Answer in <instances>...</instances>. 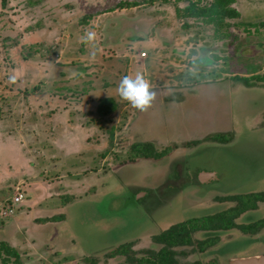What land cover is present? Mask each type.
Instances as JSON below:
<instances>
[{"label": "rangeland", "instance_id": "374dc122", "mask_svg": "<svg viewBox=\"0 0 264 264\" xmlns=\"http://www.w3.org/2000/svg\"><path fill=\"white\" fill-rule=\"evenodd\" d=\"M137 74L155 93L144 111L118 93L121 79ZM226 91L242 113L238 125L222 121L238 136L234 146L219 145L207 124ZM205 118L207 131L194 126ZM245 153L264 163V0H0V242L17 250L18 264H146L156 223L178 232L203 220L188 219L181 199L161 208L166 196L142 197L144 182L161 183L175 166L216 172L235 206L222 213L226 222L249 204L244 191L264 188L258 162L236 156ZM260 218L263 204L241 213L236 222L254 230L251 239L229 221L214 248L231 252L250 240L247 251L260 250Z\"/></svg>", "mask_w": 264, "mask_h": 264}, {"label": "flooded vegetation", "instance_id": "af4514ba", "mask_svg": "<svg viewBox=\"0 0 264 264\" xmlns=\"http://www.w3.org/2000/svg\"><path fill=\"white\" fill-rule=\"evenodd\" d=\"M238 109L240 111V108ZM248 110L249 108L247 109V111ZM234 115H236V119H237V116H239L235 112H234ZM206 121H207L206 118L205 120L202 121V123L205 125L201 126L196 123L194 124V126H197L199 130H201L200 129L201 127L205 128L206 125L209 124L208 126L213 128L212 131L217 130L215 132L214 131L211 132L213 134H211L210 137L214 135H219L218 138L220 139L216 140L219 143V145L220 143L230 144L227 146H231V145L234 146L236 144L238 136L234 138H230L228 133L231 132V130L224 129L225 127L223 125V122L218 116L215 117L213 115L212 118L209 117L208 118L209 123L207 124H206ZM207 128L208 127H206V131H207ZM191 141H194L195 143L199 142L198 140H191ZM216 141L211 139V143L216 142ZM235 153H237V151ZM245 154L244 156L241 154H237L236 156L239 158L240 161H243L242 165H247L245 163H248L250 165V163L253 160H255V162L257 161L258 162V164H256L257 166H254L253 168L255 171L257 168H259L258 169L259 172H257V174L260 175L259 176L260 178H256V180H259V179L264 180V175H261L264 172V168H263L264 163L261 160L263 156H260V154H258L259 156H257V154H254V155L248 154V153H245ZM199 174L196 173V175L193 176L192 172L191 173L182 172L181 170H179V168L175 166L173 168H168L165 171V173L161 175V177H159L161 179L160 181L161 183L157 184L153 182L149 184L148 181L144 182L143 191L140 190L142 197L149 196L147 195L149 193H152V195L155 194V196L157 195V197L166 196L168 200L167 202L162 203L161 204L162 206L160 205L161 208L163 207L168 208L169 206L167 205L171 204L172 201L175 202L177 199L179 200L181 199V201H186L188 202L187 204H189V207L187 209L189 212L188 219L195 215L193 219H196L195 220V222H197L196 225L198 224L199 220H203V222H200L197 226H195V228H193V230H192V227H187L189 229L186 228L184 231H182L183 229L182 228L178 232H175L173 230L174 228H172L173 227L172 226L173 224H171L172 222H167L165 224H162L161 226H159L158 223H156L155 226L159 227L161 231L158 232L157 235L153 234L149 236V239L152 238L151 239L152 242H150L145 252L146 254H144L146 258V262H147L146 264L161 263L162 261L164 262V260L170 261L173 264H183V262H180L178 259V256L181 257L182 255L186 256L188 260L187 262H189V264H229V261L231 259L247 258V257H252V256H257V255H264V242L260 240L259 241L257 240L258 246L260 249L257 251H250V250L247 251L248 249L253 248L252 245H250L252 244L250 240L248 241V243L244 245L243 248L241 247L242 250L241 248H232L231 252L230 250L229 251L225 250V253H223L224 251L219 252V250L224 249L226 247L225 245H221L219 247L214 248L221 234L230 230L229 227L227 226L229 220L226 219V222H224L223 219L220 220V217L222 216V213H224L226 209L227 210L234 209L235 206L234 205L229 206L226 204V202H230V201L229 199H226L225 196H223V194H226L230 191H227V189H225V191L220 190V188H222L221 187L222 184L220 183L221 179L219 178V176H217L216 172L211 173V177L207 180V182H202L199 179ZM183 175H184V178H182ZM194 179L196 180V183L194 182L189 183L190 180L192 181ZM198 181L200 182L199 185H206L207 188L199 189ZM257 187L258 189H256V191H251V192L244 191L245 198L249 199V204L247 205L245 204L242 210L237 209L236 211H233V212H236L237 214L234 218H232L234 225H237L235 227H239L240 229H242L243 231L242 233L244 234V239L246 240L251 239L246 236L253 234L254 230H249L245 228L244 226L246 224L244 225L238 224L236 222V219L240 216L241 213L249 212L251 214L254 208H256L259 204L264 205V188L262 187L260 188V186H257ZM248 193L250 194L254 193V196L251 197L250 194ZM255 196H258V197H255ZM189 199L190 201H188ZM181 208L182 206L180 204L179 212ZM181 213L183 214V211H181ZM178 222L181 224L182 223L185 224L186 220L181 219V220H178ZM254 224L257 225L256 230H259L260 228L262 229L264 227V219L260 218L256 220ZM163 231H167L169 233V236H167L166 239H163V234H164ZM158 236H160L163 240H167V241L159 242ZM170 241H173V242H170ZM203 242H205V246L203 247L197 246V244L203 243ZM153 245H155L156 248ZM239 249L241 250L242 253H244V255L243 254H240L241 256L239 255V251H240ZM207 253H212V254L216 253V255L214 256V258H211L212 260H209L208 255H206ZM218 257H222V259L219 260ZM213 259L214 261L216 260L217 262L213 263Z\"/></svg>", "mask_w": 264, "mask_h": 264}, {"label": "clouds", "instance_id": "9594fccd", "mask_svg": "<svg viewBox=\"0 0 264 264\" xmlns=\"http://www.w3.org/2000/svg\"><path fill=\"white\" fill-rule=\"evenodd\" d=\"M89 39L91 34H89ZM118 93L123 100L128 101L134 108L144 111L151 105L155 97L149 84L137 74L135 78L124 76L118 86Z\"/></svg>", "mask_w": 264, "mask_h": 264}, {"label": "crops", "instance_id": "0c3cea01", "mask_svg": "<svg viewBox=\"0 0 264 264\" xmlns=\"http://www.w3.org/2000/svg\"><path fill=\"white\" fill-rule=\"evenodd\" d=\"M214 92V91H213ZM215 92H218V91H215ZM232 93H230V91H226V92H220V93H218L216 96H219L218 98H219V100L221 101V102H224V100H225V97L224 96H226V102H227V104H226V106H223V105H221L220 106V109H221V111H220V113H218V117L222 120V121H224V118L225 117H227V119H228V122H230V119L231 120H235V122H237V125H238V122L239 121H236V115H234V112H232L233 111V108H232V106H231V104H232ZM237 95V94H236ZM217 98V99H218ZM240 98V97H239ZM242 101L244 102V100L243 99H241V103H242ZM245 103V102H244ZM220 104H222V103H220ZM252 105H254V103L252 104ZM250 106V105H249ZM248 106V107H249ZM254 107V106H253ZM226 108V109H225ZM242 111V109L240 108V112ZM225 114V115H224ZM242 114V113H241ZM241 114H239V116L238 117H240V115ZM255 116L257 115V114H254ZM254 115H252V116H248L249 117V119H253L255 116ZM254 116V117H253ZM253 117V118H252ZM256 118V117H255ZM246 119H247V117H246ZM231 124H233V123H231ZM224 125V124H223ZM158 132V131H157ZM160 134V133H159ZM157 137H160V135H158ZM163 137V136H162ZM155 138H156V135H155ZM211 177V174H209V173H202V171H201V173L199 174V179L202 181V182H207V180L209 179ZM45 187V192L48 194V195H45L46 197L45 198H49V195L51 194V193H49V186L48 185H45L44 186ZM40 189V188H39ZM42 192V191H41ZM53 192V191H52ZM33 201H36V200H34L33 199ZM29 205H30V203H29ZM33 208V207H32ZM24 210H26V209H21L19 212H20V214H18L19 216H15L14 217V221H13V223H16V221H17V218L18 217H21L22 218V212L24 211ZM32 210V209H31ZM27 211H29V210H27ZM36 211V210H35ZM37 211H40V210H37ZM30 212V215H32V213L34 214V213H36V212H32V211H29ZM41 213V212H40ZM47 223V222H46ZM15 227H16V229L18 228V226H16L15 225ZM22 227V226H21ZM11 229V228H10ZM23 230H25V229H23ZM19 232L20 233H22V229L20 228L19 229ZM14 236H15V234H14ZM23 236H24V238L26 239V240H28V238L27 237H31L30 235H28V236H25V231H24V234H23ZM30 240L31 239H29V241L27 242V244L28 243H30ZM23 242H25V241H23Z\"/></svg>", "mask_w": 264, "mask_h": 264}, {"label": "trees", "instance_id": "16d2710c", "mask_svg": "<svg viewBox=\"0 0 264 264\" xmlns=\"http://www.w3.org/2000/svg\"><path fill=\"white\" fill-rule=\"evenodd\" d=\"M238 80H242L243 82H247L249 78L247 77H237ZM110 111L109 109H106V110H103L102 113H106ZM190 143V142H189ZM192 143H195L194 141ZM147 155V154H145ZM255 197H258V196H255ZM236 212H234V215L231 216V218L229 219V221L234 224L232 218H234L236 216ZM2 254V256H1ZM5 254L6 256L4 257ZM12 257L13 258V263H20V255L18 254L17 250L13 247V246H10L8 245L6 242H0V258L2 257V262L3 263H9V258L8 257ZM156 264H173L172 262L170 261H165L164 262L162 261L161 263H156Z\"/></svg>", "mask_w": 264, "mask_h": 264}, {"label": "water", "instance_id": "95a60500", "mask_svg": "<svg viewBox=\"0 0 264 264\" xmlns=\"http://www.w3.org/2000/svg\"><path fill=\"white\" fill-rule=\"evenodd\" d=\"M229 264H264V255L231 259Z\"/></svg>", "mask_w": 264, "mask_h": 264}, {"label": "built area", "instance_id": "2783aa9c", "mask_svg": "<svg viewBox=\"0 0 264 264\" xmlns=\"http://www.w3.org/2000/svg\"><path fill=\"white\" fill-rule=\"evenodd\" d=\"M144 55V54H142ZM23 195L21 193L15 195L12 200H11V205H7L6 208L3 210L2 215L6 216V215H10V213H12V208L13 206L17 205L20 203V201L22 200ZM12 206V208H11Z\"/></svg>", "mask_w": 264, "mask_h": 264}]
</instances>
